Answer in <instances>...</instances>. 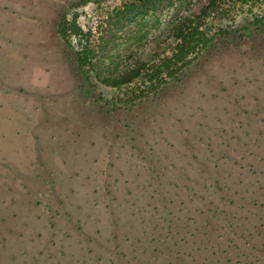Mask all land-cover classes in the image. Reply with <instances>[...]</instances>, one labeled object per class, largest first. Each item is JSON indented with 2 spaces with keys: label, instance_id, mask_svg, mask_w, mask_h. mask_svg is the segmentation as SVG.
<instances>
[{
  "label": "rangeland",
  "instance_id": "rangeland-1",
  "mask_svg": "<svg viewBox=\"0 0 264 264\" xmlns=\"http://www.w3.org/2000/svg\"><path fill=\"white\" fill-rule=\"evenodd\" d=\"M79 1L0 0V264H161L153 237L169 219L206 218L210 182L199 178L215 161L225 157L215 171L244 173L245 187L264 179V136L254 141L264 129V34L250 25L264 3L226 4L210 24L228 33L211 53L164 92L114 112L132 88L82 79L57 35ZM205 1L74 10L105 76L168 53L171 25Z\"/></svg>",
  "mask_w": 264,
  "mask_h": 264
},
{
  "label": "trees",
  "instance_id": "trees-1",
  "mask_svg": "<svg viewBox=\"0 0 264 264\" xmlns=\"http://www.w3.org/2000/svg\"><path fill=\"white\" fill-rule=\"evenodd\" d=\"M94 1L103 0H81L71 3L69 9L64 8L59 17L57 35L67 50L73 52L71 58L82 79L91 82L96 74L106 87L120 90L132 88L129 95L121 100L122 107L112 106L114 112L132 111L152 96L164 92L172 82L188 73L197 61L211 53L216 46V35L228 33L226 29L210 24L212 19L227 16L226 4L249 6L264 3V0H206L197 12L182 16L171 25L173 45L164 56L153 62L136 61L123 70L103 76L96 68L90 35L84 31L80 15L74 10ZM153 1L134 0L143 5ZM250 25L255 27V34H264V11L256 15ZM100 99L105 101L102 97ZM257 132L254 139L256 143L259 136H264V129ZM224 158L220 157L211 172H204V177L199 178V181L205 179L210 182L208 194H211V200H208L207 210L199 212L206 218L199 223L194 221L189 224L186 221L178 225L169 219L162 240L153 237L152 241H158L161 250L157 246L153 249L157 248L155 251L164 257L161 264H264V179L261 176L254 179L252 176V181L245 187L241 179L244 173L236 174L235 177L232 170L215 171L221 170L219 163ZM230 168L234 167L230 165ZM263 172L259 174L263 175ZM50 203L47 199V206ZM188 221L192 219L188 218ZM81 230L83 227H78L77 231ZM3 241L0 239V243ZM82 264L86 263L82 261Z\"/></svg>",
  "mask_w": 264,
  "mask_h": 264
}]
</instances>
